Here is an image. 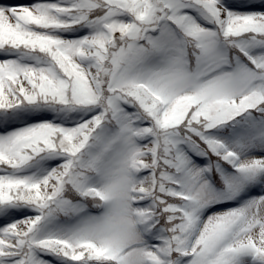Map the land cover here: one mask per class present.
<instances>
[{"label":"snow or ice","instance_id":"1","mask_svg":"<svg viewBox=\"0 0 264 264\" xmlns=\"http://www.w3.org/2000/svg\"><path fill=\"white\" fill-rule=\"evenodd\" d=\"M0 264H264V0H0Z\"/></svg>","mask_w":264,"mask_h":264},{"label":"rangeland","instance_id":"2","mask_svg":"<svg viewBox=\"0 0 264 264\" xmlns=\"http://www.w3.org/2000/svg\"><path fill=\"white\" fill-rule=\"evenodd\" d=\"M11 2H17V0H11ZM21 2H26V0H21Z\"/></svg>","mask_w":264,"mask_h":264}]
</instances>
